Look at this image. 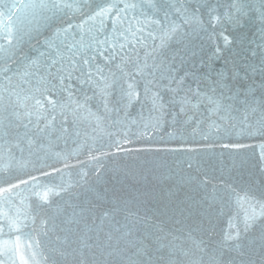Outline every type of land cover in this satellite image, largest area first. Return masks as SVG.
<instances>
[{"label":"water","instance_id":"obj_1","mask_svg":"<svg viewBox=\"0 0 264 264\" xmlns=\"http://www.w3.org/2000/svg\"><path fill=\"white\" fill-rule=\"evenodd\" d=\"M231 5L0 0L3 264H264V218L226 239L237 196L264 202V109L240 103L264 99V22ZM65 44L91 82L49 75Z\"/></svg>","mask_w":264,"mask_h":264},{"label":"snow or ice","instance_id":"obj_2","mask_svg":"<svg viewBox=\"0 0 264 264\" xmlns=\"http://www.w3.org/2000/svg\"><path fill=\"white\" fill-rule=\"evenodd\" d=\"M251 0H232V7L235 9L233 13V18L235 19V23L239 26H243V18H246L253 9L250 7ZM43 4V0H41V5ZM104 10H101L103 12ZM198 11V9H197ZM256 12L259 13V18L262 22H264V0H260V8L255 9ZM100 13H98L99 15ZM261 39L264 40V29H261ZM225 42L227 43V38H225ZM54 48V51L49 54V61L48 64V73L52 75L54 78L59 79L60 83L63 84L66 80L76 79L79 80L81 84L91 82L92 74L91 72H84L79 65L81 62L83 64H88L89 60L82 58L79 50H76L75 45H67L63 46V49L55 47L54 45H50ZM81 47H83L81 45ZM259 47H264V44L259 45ZM255 54V53H253ZM44 55V53H41ZM54 70V71H53ZM257 69H253L256 71ZM80 72L81 76L86 77L85 80H81L80 76H73V73ZM98 72H102V69H97ZM261 73H264V61H262V67L259 69ZM243 79V78H241ZM261 87H264V83L261 84ZM217 88L221 90V95H224V89L227 88L229 92H231V88L228 85L223 84L220 79H216L212 81L210 85V90L212 92H216ZM71 92H69V98L71 99ZM131 95V93H129ZM241 95L240 91H236L231 95L227 96V99H236ZM244 99L240 100V103L245 106V112L249 109L252 112L256 111V107L252 105H258L262 109H264V99L257 100L255 97V89L252 86H248L243 90ZM251 97V100L249 99ZM90 99L87 94L85 93V102ZM48 102L50 104L55 105V101L49 99ZM75 103V101H72ZM40 104L41 102L38 100L36 102ZM42 106V105H41ZM77 107H83V105L78 104ZM155 107V105H154ZM232 106L228 105L230 109ZM247 115L244 116V120H247ZM260 129H264V116L260 121ZM258 129V131L260 130ZM250 135H255V132L249 133ZM262 149V155H264V145L260 146ZM247 203V207L244 204ZM237 205L239 206L237 217L240 220V224L242 227L236 223H230L231 231L226 235V239L229 241H237L235 247L239 249L241 245L238 241L241 239L242 235L248 231H250L256 224L258 220L264 218V202L255 201L253 197L245 196H237ZM235 219V218H234ZM203 251V249H201ZM139 255V250L137 252ZM187 253H185L186 255ZM0 264H3V261H0ZM226 264H232V261L229 260Z\"/></svg>","mask_w":264,"mask_h":264}]
</instances>
